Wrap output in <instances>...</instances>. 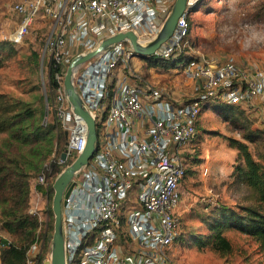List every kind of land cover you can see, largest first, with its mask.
<instances>
[{"label": "built area", "instance_id": "obj_1", "mask_svg": "<svg viewBox=\"0 0 264 264\" xmlns=\"http://www.w3.org/2000/svg\"><path fill=\"white\" fill-rule=\"evenodd\" d=\"M199 1L188 0L172 36L144 58L181 60L176 68L197 82L186 101H174L168 88L135 69L131 62L139 55L128 39L112 44L74 70V85L95 120L98 140L64 198L66 264H181L172 248L181 226L178 208L189 165L186 152L198 134L203 109L222 101L263 110L256 103H264V66L195 49L188 16ZM174 2L28 0L14 4L21 17L11 36L15 43L24 40L40 14L52 22L43 59L48 70L52 62L60 67L50 109L68 133L67 158L58 160L61 166L75 159L87 143L86 128L69 104L64 87L71 60L120 32L133 31L141 44L148 43ZM53 179L51 170L32 183L29 212L38 216L40 224L25 264L41 261L40 232L45 226L46 192Z\"/></svg>", "mask_w": 264, "mask_h": 264}, {"label": "rangeland", "instance_id": "obj_2", "mask_svg": "<svg viewBox=\"0 0 264 264\" xmlns=\"http://www.w3.org/2000/svg\"><path fill=\"white\" fill-rule=\"evenodd\" d=\"M25 1L28 0H0V46L6 58L0 68V142L6 136L1 131L5 122L1 112L5 107L13 112L22 111L25 116L28 109L32 110L33 116L23 121L29 130L31 125H46L53 118L50 109L53 93L48 83L47 61L43 59L51 20L40 14L22 42L11 40L21 22L14 4ZM191 40L195 49L206 55H233L240 63L264 66V0H200L192 14ZM178 61L180 65L181 60ZM131 63L157 85H169L174 90L189 87L181 68L153 67L149 73L146 59L136 56ZM256 104L263 110L253 111L244 104L225 102L206 108L201 115L198 134L188 155L189 170L178 208L184 220L183 238L172 248V255L181 264H264V254L257 242L232 227L223 228L232 246L228 253L198 243V238L210 234L204 218L212 212L223 205L237 209L241 204L257 202L253 190L247 186L244 161H237L238 149L229 140L233 137L246 142L255 159L264 165V103ZM50 143L53 157L61 141L54 134ZM206 168L208 173L204 174ZM53 196L50 184L46 192L45 226L40 232L44 249H50L52 243Z\"/></svg>", "mask_w": 264, "mask_h": 264}, {"label": "trees", "instance_id": "obj_3", "mask_svg": "<svg viewBox=\"0 0 264 264\" xmlns=\"http://www.w3.org/2000/svg\"><path fill=\"white\" fill-rule=\"evenodd\" d=\"M192 14L188 16L190 40ZM191 42L193 43L192 40ZM35 54L38 56L37 53ZM5 61L6 58L1 53L0 46V68L3 67ZM148 63L150 67L165 69L179 66L178 61L172 60H149ZM59 68V65L51 63L49 70L51 92L57 86L55 74ZM221 103L225 102H212L208 108L218 107ZM3 110L4 112L1 113L5 122L3 121L4 127L1 131L6 132V136L0 142V216L2 228L6 229L13 239L0 238L2 256L0 264H25L28 250L36 238L40 224L38 216L29 212L32 183L42 172L49 173L52 170L54 175L51 183L52 190L56 177L74 159L70 158L63 166L58 163L62 153L66 152L68 133L54 118L46 125H31L32 130H29V126L23 121L33 116L32 110L28 109L26 116L22 111L13 112L7 107ZM54 134L61 143L52 157L54 150L50 147V139ZM195 139L190 144L189 151L186 152L187 161ZM229 140L231 146L238 149L237 161H244L247 186L253 190L257 202L255 205L241 204L237 209L223 205L212 212L213 214L204 218L210 228V234L198 238V243L228 253L232 246L230 240L223 234V228L232 227L255 240L264 254V165L255 159L246 142L233 137ZM188 170L189 165L187 175ZM183 226L182 217L175 244L183 238Z\"/></svg>", "mask_w": 264, "mask_h": 264}, {"label": "water", "instance_id": "obj_4", "mask_svg": "<svg viewBox=\"0 0 264 264\" xmlns=\"http://www.w3.org/2000/svg\"><path fill=\"white\" fill-rule=\"evenodd\" d=\"M188 0H175L172 10L164 22L157 35L148 43L141 44L133 31L120 32L113 36L107 37L92 51L80 53L69 63L65 76L64 87L69 104L73 107L74 112L81 118L87 132V143L84 150L74 159V161L66 166L56 177L53 188L54 196L52 207L55 214L54 231L51 243V258L45 260L44 264H66L65 251V231L63 220V206L66 198L72 190L74 182L72 181L77 170L87 164L97 148L98 132L94 118L91 116L87 106L85 105L80 93L77 91L73 74L74 70L82 63L109 48L112 44L128 39L135 54L142 58H146L160 47V45L169 39L177 25V21L187 8ZM62 158H67V152L62 153Z\"/></svg>", "mask_w": 264, "mask_h": 264}, {"label": "crops", "instance_id": "obj_5", "mask_svg": "<svg viewBox=\"0 0 264 264\" xmlns=\"http://www.w3.org/2000/svg\"><path fill=\"white\" fill-rule=\"evenodd\" d=\"M155 69H159V70H162L160 68H156ZM149 71V73L152 72L153 70V67H150L147 69ZM183 75L185 76V80L186 82H188L189 84V87L185 90H179V89H171L172 87L169 86V85H159V86H163V88H168L169 90H172V99L176 102H183V101H186L188 99V95L192 96L195 89H196V81L193 80L192 78L186 76L184 73ZM156 83V82H155ZM257 101H260V99H258ZM1 216H0V238H3V239H9V240H12L13 237L11 236V234L6 230V229H3L2 228V225H1ZM51 248L50 249H44L43 247V250H42V254H40V259L41 261L38 263V264H44L45 260L48 259V258H51ZM2 262V256H1V248H0V263Z\"/></svg>", "mask_w": 264, "mask_h": 264}]
</instances>
